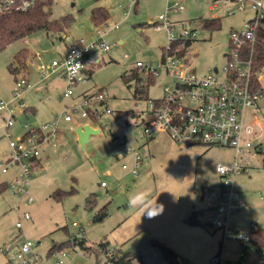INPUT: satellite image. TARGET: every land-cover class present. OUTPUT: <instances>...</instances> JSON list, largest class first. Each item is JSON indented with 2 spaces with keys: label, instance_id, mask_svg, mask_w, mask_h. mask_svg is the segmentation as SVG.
Instances as JSON below:
<instances>
[{
  "label": "rangeland",
  "instance_id": "rangeland-1",
  "mask_svg": "<svg viewBox=\"0 0 264 264\" xmlns=\"http://www.w3.org/2000/svg\"><path fill=\"white\" fill-rule=\"evenodd\" d=\"M53 1L52 21L74 19L67 30L59 33L40 30L0 51V102L16 105L13 97L16 79L26 76L33 85L32 90L22 95L27 110L16 113L15 124L10 129L6 128V113L0 112V167L5 166L13 153L10 140L24 136L25 123L35 126L51 123L67 107L74 120H62L55 145L48 143L40 149L44 158L42 167L32 169L29 187L33 202L16 197L11 188L17 167L11 166L6 174H0V185H4L0 190V264H19L16 253L27 241L34 244L31 256L38 259L34 264H56L61 260L65 264H105L101 243L111 250L131 253L133 264H211L212 258L223 250V236L211 225L206 195L209 190L220 189L222 181L215 169L218 165H233L235 150L203 145L181 147L167 134L148 140L140 138L142 126L116 121L104 111L109 107L119 116L132 113L145 116L150 101L162 98L164 89L174 86L175 79L161 67L169 40L166 29L156 30L153 25L160 16L167 17L171 23L185 21L188 28L198 27L200 35L189 49V61L198 76L219 69V78L223 79L231 33L242 32L255 13L249 6L237 10L232 0H180L185 7L183 12L171 9L175 0ZM107 3L114 9H108V21L96 28L91 22V10L99 5L106 8ZM214 3H218L217 7L210 10ZM211 17L221 18L215 29L206 26L205 20ZM194 20L196 25L192 24ZM98 31L111 50L100 51L92 58L88 72L78 76L85 81L75 85L69 100L64 99L67 81L62 74L57 72L50 80L43 81L38 65L61 62L72 42L80 39L92 42L99 36ZM23 50L28 51L29 62L34 61L35 65L30 63L28 72L26 68L14 73L12 68L20 67L15 56ZM96 57L100 62L97 63ZM137 62H142L145 70L139 69ZM149 67L157 71L154 78H150ZM261 72L264 76V68ZM123 76L128 78L125 80ZM99 90L105 94L107 104L99 107L103 113L98 121L90 116L82 119L78 112L72 111L85 96ZM261 101L264 102V92ZM248 112V121L253 123L257 119L261 124L263 140L264 114L255 113L254 118L253 112ZM84 125L99 133L90 135L82 147L76 130ZM138 150L143 160L140 175L136 176L132 173L133 154ZM124 165L128 168L123 169ZM252 166L248 173L234 177L235 190L245 208L231 214L229 223L241 233L264 228L262 158H253ZM59 191L67 194L59 197ZM141 193L147 202L132 205L131 200ZM93 196L94 210L89 211L87 203ZM155 201L163 204L164 209L150 219L143 213ZM104 206L108 215L96 222L94 213ZM193 210L202 213V225L187 222ZM25 213L30 215V220H22ZM19 221L23 223L21 229L17 227ZM76 240H84V247L73 245ZM64 243L68 244L63 249L64 256L59 250L51 253L54 247ZM8 245L12 251L6 254L2 249ZM164 246L178 255L176 260L166 254ZM234 249V244L227 241L223 250L232 262L238 259ZM245 252L251 253V248Z\"/></svg>",
  "mask_w": 264,
  "mask_h": 264
},
{
  "label": "built area",
  "instance_id": "built-area-1",
  "mask_svg": "<svg viewBox=\"0 0 264 264\" xmlns=\"http://www.w3.org/2000/svg\"><path fill=\"white\" fill-rule=\"evenodd\" d=\"M37 0H0V12L12 7L26 10L31 8ZM243 11L247 6L255 13L254 19L244 24L242 32L232 31L230 36V52L226 55V63L223 67L224 78L220 79L219 69L210 70L208 75L198 76L192 67L189 57L192 44L200 35L198 27L188 28L187 22L179 21L171 23L167 17L160 16L154 22L156 30H167L169 45L161 67L165 68L170 76L175 79L173 87H166L162 98L150 101L149 111L145 116L127 114L119 116L109 107L105 113L111 115L116 121L142 126L139 132L140 138L152 139L160 133H167L172 140L181 147L203 145L206 147H222L235 150L234 163L231 166L218 165L216 173L221 177V186L218 191L209 190L206 195L208 209L211 214V225L222 232L223 250L227 241L234 244V252L238 253V259L232 262L221 254L211 260V264H264V249L252 247L250 233L235 231L229 223L231 214L245 208L240 200L239 192L234 187V177L247 173L253 166V158H262L264 166V140H260L262 133L257 126L248 121L247 112L260 113L263 89H258L254 84V49L257 44V34L264 21V0H232ZM183 12L185 7L180 0H175L171 9ZM229 12V15H232ZM193 25L197 21H192ZM96 40L89 42L80 39L72 42L61 62L54 61L51 65L39 64L41 79L48 81L60 72L67 81V90L63 98L69 100L73 96L75 85L85 80L79 79V74L86 71V61L90 56L100 51H109L111 46L102 41V34ZM249 48V51L247 50ZM182 51H184L182 53ZM127 56V55H126ZM41 62V56L37 57ZM34 64V61H30ZM139 69L145 70L142 62H137ZM153 76L157 71L148 68ZM16 91L13 94L16 105L4 101L0 102V112H5L6 128L10 129L15 124L16 113L26 111L27 106L23 102L22 95L33 89V85L26 76L16 80ZM107 104L105 94L99 90L96 94L85 96L80 105L72 107L73 112H78L82 119L92 117L98 121L102 113L101 105ZM108 106V105H107ZM80 107H83L80 110ZM249 113V112H248ZM131 119L129 122L128 120ZM72 122L73 113L67 107L62 116H57L51 123H43L38 126L25 123L24 136L17 141L10 140L9 146L12 154L9 155L5 166L0 167V174H6L9 167H17L18 171L13 178L11 188L15 196L21 200L25 197L28 203L33 202L29 187L32 179V165L34 159L39 158L40 149L48 143H53L59 138L61 132L60 123ZM11 139V134L7 132ZM113 138V141H116ZM55 145V144H54ZM134 167L132 173L140 175V166L143 155L134 151ZM126 165L123 169H127ZM16 187V189H15ZM102 187H106L102 183ZM25 213L22 220H30ZM76 226L77 224L74 223ZM17 227H23L22 221ZM257 230V229H256ZM34 244L25 242L16 253L19 264H34L37 257L31 256ZM251 248V253L245 250ZM2 251L10 253L11 246H5ZM65 251H60L64 256ZM250 255H255L254 260ZM56 264H65L59 261Z\"/></svg>",
  "mask_w": 264,
  "mask_h": 264
},
{
  "label": "trees",
  "instance_id": "trees-1",
  "mask_svg": "<svg viewBox=\"0 0 264 264\" xmlns=\"http://www.w3.org/2000/svg\"><path fill=\"white\" fill-rule=\"evenodd\" d=\"M53 0H37L36 3L29 9L22 10L12 7L8 10L0 12V51L6 49L9 45L22 40L33 33L40 30H46L51 33H59L67 30L74 19L70 17H65L61 20L52 21V5ZM108 19V13L104 8L97 7L91 10V22L97 28L105 24ZM217 22L215 20L206 22L208 28L215 27ZM215 29V28H212ZM249 51V48L247 49ZM184 51H182L183 53ZM29 53L26 50L21 51L15 56V61L20 66L19 68H12L14 73H20L27 68V60ZM264 67V21L257 34V44L254 49V84L255 87L261 89L258 82V72ZM150 78H154L150 74ZM127 76H123L126 80ZM17 80V79H16ZM4 188V185H0V190ZM67 194V192L59 191L58 195ZM95 196L91 197L87 203V209L89 211L94 210ZM94 203V204H93ZM94 220L96 222H101L108 215L107 206L102 207L98 212L94 213ZM191 225H202L198 218V212H193L187 221ZM208 224V223H207ZM251 245L252 247L258 249H264V228L250 231ZM71 241H69V244ZM161 244V243H160ZM73 245H81L84 247V240H76ZM162 245V244H161ZM68 246L67 243L61 244L60 246L54 247L51 253L56 250L63 251L64 247ZM88 249V248H85ZM101 249L106 254L105 264H133L132 254L129 252H122L121 250H111L106 246V243H101ZM166 254L172 257L174 260L177 259L178 255L172 250L166 248Z\"/></svg>",
  "mask_w": 264,
  "mask_h": 264
},
{
  "label": "crops",
  "instance_id": "crops-1",
  "mask_svg": "<svg viewBox=\"0 0 264 264\" xmlns=\"http://www.w3.org/2000/svg\"><path fill=\"white\" fill-rule=\"evenodd\" d=\"M99 1H102V0H93V2L94 3H98ZM111 4L110 3H107V6L108 7H106V8H104V7H102V6H96V7H93V8H97V7H101V8H104L106 11H107V13H108V19H109V12H108V9L110 8V9H114L113 7H109ZM217 5H218V3H214V4H212L210 7H209V9L210 10H213V9H215L216 7H217ZM92 8V9H93ZM109 9V10H110ZM173 9H175V8H173ZM108 19H107V21H108ZM220 17H211V19H206L205 21L206 22H208V21H213V20H215L216 22H219L220 23ZM106 21V22H107ZM217 26H215V27H212V28H216ZM95 55H97L98 56V54L97 53H95V54H93L92 56H90L89 58H88V60L86 61V71H85V73H87L88 72V68H87V66H88V64L91 62V60H92V58L95 56ZM98 57H96V61H97V63L98 62H100L99 61V59H97ZM225 59H226V56H225ZM29 64H30V62H29V59L27 60V72H28V70H29ZM31 65H35V64H31ZM264 68V67H263ZM262 68V69H263ZM262 69H261V71H262ZM39 70V69H38ZM258 72V82H259V85L261 86V88L263 89L264 88V86H263V78H264V76L263 75H261V73L262 72ZM40 72V71H39ZM263 91H264V89H263ZM84 95V94H83ZM84 97V96H83ZM260 107H261V111H260V113L261 114H264V102L263 101H261V104H260ZM253 117H254V115H253ZM255 118V117H254ZM256 121H254L253 123H252V121H250L252 124H254V125H256L257 126V129L262 133V136H261V138H260V140H262V138H263V129H262V126H261V124L259 123V121H257V119H255ZM161 134H167V133H160V135ZM159 135V134H158ZM168 135V134H167ZM169 136V135H168ZM154 138V137H153ZM171 138V137H170ZM172 139V138H171ZM264 140V139H263ZM262 140V141H263ZM206 147V146H205ZM209 148H211V147H209ZM209 149H207L206 151H208ZM43 160H44V158H43V155H41L40 154V156H39V158H37V159H34V160H32V162H31V165H32V168L33 169H36V168H41L42 167V163H43ZM249 172V171H248ZM247 172V173H248ZM246 174V173H245ZM15 175H16V173H15ZM15 177V176H14ZM250 179H252V177H250ZM6 184V183H5ZM8 185V184H7ZM196 210H193L192 212H191V214L193 213V212H195ZM196 212H198V218H199V221H201V212L200 211H196ZM190 214V215H191ZM190 217V216H189ZM162 237V236H161ZM163 238H164V236H163Z\"/></svg>",
  "mask_w": 264,
  "mask_h": 264
},
{
  "label": "clouds",
  "instance_id": "clouds-1",
  "mask_svg": "<svg viewBox=\"0 0 264 264\" xmlns=\"http://www.w3.org/2000/svg\"><path fill=\"white\" fill-rule=\"evenodd\" d=\"M146 199L144 197V194L141 193L139 195H137L135 198H133L131 200L132 205L136 206V205H142L144 203H146ZM164 209V205L163 204H157L156 201L155 203H153L152 205H150L149 207H147L144 210L143 215H147L148 218H154L156 215L161 214L162 211Z\"/></svg>",
  "mask_w": 264,
  "mask_h": 264
},
{
  "label": "water",
  "instance_id": "water-1",
  "mask_svg": "<svg viewBox=\"0 0 264 264\" xmlns=\"http://www.w3.org/2000/svg\"><path fill=\"white\" fill-rule=\"evenodd\" d=\"M76 133L78 136V142L83 147L88 142L90 135L98 134L99 130L92 128L90 125H84L83 127H79L76 130Z\"/></svg>",
  "mask_w": 264,
  "mask_h": 264
}]
</instances>
